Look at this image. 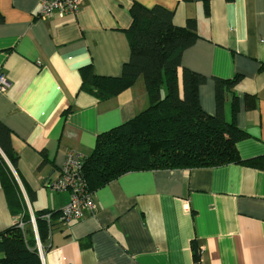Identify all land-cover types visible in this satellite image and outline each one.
Here are the masks:
<instances>
[{
  "label": "crops",
  "instance_id": "0c3cea01",
  "mask_svg": "<svg viewBox=\"0 0 264 264\" xmlns=\"http://www.w3.org/2000/svg\"><path fill=\"white\" fill-rule=\"evenodd\" d=\"M133 2L170 9L178 26L195 19L198 38L181 54V65L205 76L199 103L208 114L215 112L213 78L238 76L234 122L247 136L236 148L261 166L119 174L95 189L92 212L68 224L53 219L40 242L41 264H264V0H81L77 12L45 19L36 16L40 0H0V73L9 83L0 91V121L11 132L17 171L4 160L30 218L68 203V191L46 186L68 151L87 157L97 135L148 105L140 77L107 99L80 89L85 66L102 76L120 74L129 57ZM230 102L227 94L226 122ZM19 217L8 207L0 166V232Z\"/></svg>",
  "mask_w": 264,
  "mask_h": 264
},
{
  "label": "trees",
  "instance_id": "16d2710c",
  "mask_svg": "<svg viewBox=\"0 0 264 264\" xmlns=\"http://www.w3.org/2000/svg\"><path fill=\"white\" fill-rule=\"evenodd\" d=\"M131 23L126 30L129 57L118 76H102L91 65L81 68L80 89L98 99H107L131 86L139 77L147 93V107L130 120L97 135L82 171L89 191L127 171L148 168H194L227 163L260 167L255 158L242 159L236 142L247 133L236 127L237 98L233 90L238 81L213 78L215 112L208 114L199 103V87L205 76L181 65V54L198 38L195 19L184 25L172 22L173 12L159 4L145 7L133 2ZM2 16L0 13V21ZM231 94V120L225 121L224 102ZM246 106L254 98L246 97ZM4 157L16 170L18 155L11 144V132L0 121V166L8 207L18 220L0 232V264H41L30 214L19 185ZM17 171V170H16ZM35 196L28 191L29 199ZM49 213V218L45 214ZM38 238L43 243L53 219L60 210L42 209L33 214ZM61 222V221H59ZM193 258L198 251L192 243Z\"/></svg>",
  "mask_w": 264,
  "mask_h": 264
},
{
  "label": "built area",
  "instance_id": "2783aa9c",
  "mask_svg": "<svg viewBox=\"0 0 264 264\" xmlns=\"http://www.w3.org/2000/svg\"><path fill=\"white\" fill-rule=\"evenodd\" d=\"M81 5V0H40L36 16L45 19L53 15L63 16L66 13L77 12ZM9 83L5 76L0 73V91L7 89ZM86 157L74 151H68L65 160L60 168L46 179V186L52 192H69L68 203L61 208L59 221L68 224L80 220L86 212H92L96 205L94 202V192L88 190L83 174L82 165ZM49 213L45 214L49 218ZM33 228L36 248L38 254H42V245L39 241L34 217L30 218ZM18 225L23 227V222L19 219Z\"/></svg>",
  "mask_w": 264,
  "mask_h": 264
},
{
  "label": "rangeland",
  "instance_id": "374dc122",
  "mask_svg": "<svg viewBox=\"0 0 264 264\" xmlns=\"http://www.w3.org/2000/svg\"><path fill=\"white\" fill-rule=\"evenodd\" d=\"M141 78V77H140Z\"/></svg>",
  "mask_w": 264,
  "mask_h": 264
}]
</instances>
